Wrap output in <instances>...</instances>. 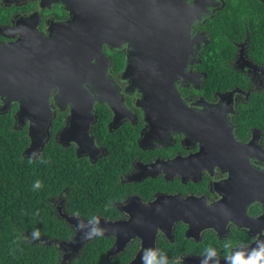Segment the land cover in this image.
<instances>
[{"label": "flooded vegetation", "instance_id": "obj_1", "mask_svg": "<svg viewBox=\"0 0 264 264\" xmlns=\"http://www.w3.org/2000/svg\"><path fill=\"white\" fill-rule=\"evenodd\" d=\"M183 2L191 5L195 0ZM68 11L61 0H0V42L14 41L24 21L47 34L48 26L64 21ZM171 17L170 27L185 25L188 33L178 40L176 56L173 50L169 65L163 67L179 78L168 88L153 89L161 95L158 102H167L149 110L155 127L145 119L147 106L139 103L144 92L130 88L128 78L122 77L129 61L127 42L115 49L103 45L98 84L119 104L93 100L90 111L83 113L88 117L86 144L69 138L72 105H57L54 95L49 100L52 116L44 146L35 154L24 152L30 143L29 120L15 124L17 102L0 101V115L27 140L21 162L38 158L51 142L74 155L68 172L75 176L67 182L99 179L97 174L105 178L104 198L96 205L102 210L84 206V212L89 209L92 215L66 208L68 187L53 198L56 217L73 229L67 239L75 229L57 208L86 221H127L134 205L173 198L182 202L187 220L175 219L168 234L157 226L153 256L164 244L178 252L174 260L226 259L245 251V261L264 249V0H201L198 11H176ZM85 87L94 97L100 95L94 85ZM166 117L173 126L168 130ZM90 140L93 148H88ZM14 159L10 158L12 170ZM4 165L0 164L2 182ZM79 169L82 174L77 175ZM208 220L215 226H200ZM140 246L139 236L126 243L123 251L133 247L129 261ZM208 249L215 255L209 257Z\"/></svg>", "mask_w": 264, "mask_h": 264}, {"label": "water", "instance_id": "obj_2", "mask_svg": "<svg viewBox=\"0 0 264 264\" xmlns=\"http://www.w3.org/2000/svg\"><path fill=\"white\" fill-rule=\"evenodd\" d=\"M61 1L70 10L69 15L64 21L48 26L47 34L24 21L21 23L23 29L16 31L19 35L14 41L0 42V101L4 105L17 102L15 124L23 125L29 120L30 143L24 152L35 154L44 146L52 116L49 106L51 95H54L57 105H72L67 134L81 146L88 139V117L84 118V114L90 111L93 100L104 99L110 105L119 104L116 96L104 93L98 84L102 70L99 71L97 67L103 61L104 44L112 49L126 42L129 44V61L122 77L128 78L130 88L136 86L144 92L139 103L144 109L147 106L145 119L151 127H155L149 110L154 111V104L167 102H158L156 98L161 95L153 92V89L168 88L174 78H179L178 73L173 75L163 67L169 65L168 56L173 55V50L176 56L178 40L188 33L185 25L183 29L170 27L171 16L176 11H198L201 0H195L191 5H186L183 0ZM2 32L6 33L7 30ZM85 84L94 85L96 94L98 92L102 97H94ZM163 120L167 130L173 127L169 125V117ZM89 144L88 148H93L92 140ZM164 202L170 203V206L158 205ZM132 208L127 221L104 218L86 221L67 216L57 208L59 215L74 227L75 233L69 239L49 240L46 243L55 245L61 251L64 262L77 255L90 239L111 236L113 242L105 252L107 260L122 252L130 238L139 236L141 246L128 264H147L153 257L157 226L168 234L175 219L187 220L188 215L182 210V202L173 198H158L153 203L136 204ZM169 208L172 210L167 214L165 210ZM200 226H215V223L208 220L201 222ZM93 228L100 230L102 235L86 238ZM237 253L244 254L245 251ZM229 258L184 257L191 264H231ZM237 264L242 262L238 261Z\"/></svg>", "mask_w": 264, "mask_h": 264}, {"label": "trees", "instance_id": "obj_3", "mask_svg": "<svg viewBox=\"0 0 264 264\" xmlns=\"http://www.w3.org/2000/svg\"><path fill=\"white\" fill-rule=\"evenodd\" d=\"M26 141L22 133L12 129L0 115V164H5L3 182L0 173V264H127L132 257L133 247L105 259V252L113 242L112 237L90 239L79 255L64 262L61 251L55 245L46 243L49 240L67 239L73 233L72 227L56 217L53 198L68 187L66 208L75 213L92 215L89 209L84 212V206L91 204L90 207L102 210L96 205L104 198L105 178L97 174L99 179L93 176L85 178L80 184L67 182L66 178L75 176L68 172L72 167L70 156L74 155L51 142L38 158L21 162L20 153ZM11 157L15 158L13 170ZM76 174H82L81 170ZM37 181L39 187H36ZM95 185L96 188H93ZM110 185H113V180ZM37 232L38 238L34 236ZM177 253L170 246L162 244L147 264H189L174 260Z\"/></svg>", "mask_w": 264, "mask_h": 264}, {"label": "clouds", "instance_id": "obj_4", "mask_svg": "<svg viewBox=\"0 0 264 264\" xmlns=\"http://www.w3.org/2000/svg\"><path fill=\"white\" fill-rule=\"evenodd\" d=\"M39 186L40 183L39 181H37L36 187ZM79 227L80 225H78V228ZM91 235H102V232L96 228H93L92 232L86 235V238L90 237ZM34 236L38 238V232L34 233ZM206 251H208L209 257L215 255V253L211 249H208ZM229 259L231 260V264H237L238 261H241L242 264H264V249H261V251L259 252H253L252 256H250L246 261L243 260L242 253H237L235 256H232ZM202 264H204V262H202Z\"/></svg>", "mask_w": 264, "mask_h": 264}, {"label": "bare ground", "instance_id": "obj_5", "mask_svg": "<svg viewBox=\"0 0 264 264\" xmlns=\"http://www.w3.org/2000/svg\"><path fill=\"white\" fill-rule=\"evenodd\" d=\"M112 238H113V237H112ZM79 254H80V253H79ZM79 254H78V255H79ZM69 263H70V262H69Z\"/></svg>", "mask_w": 264, "mask_h": 264}]
</instances>
